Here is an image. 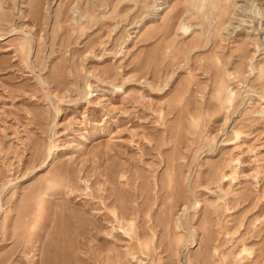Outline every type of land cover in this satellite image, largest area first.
I'll return each instance as SVG.
<instances>
[{
	"label": "rangeland",
	"instance_id": "rangeland-1",
	"mask_svg": "<svg viewBox=\"0 0 264 264\" xmlns=\"http://www.w3.org/2000/svg\"><path fill=\"white\" fill-rule=\"evenodd\" d=\"M0 264H264V0H0Z\"/></svg>",
	"mask_w": 264,
	"mask_h": 264
},
{
	"label": "bare ground",
	"instance_id": "bare-ground-1",
	"mask_svg": "<svg viewBox=\"0 0 264 264\" xmlns=\"http://www.w3.org/2000/svg\"><path fill=\"white\" fill-rule=\"evenodd\" d=\"M112 213V215H114V213L113 212H111ZM116 217V216H115ZM117 219V218H116ZM120 221V220H119ZM122 228V227H121Z\"/></svg>",
	"mask_w": 264,
	"mask_h": 264
}]
</instances>
